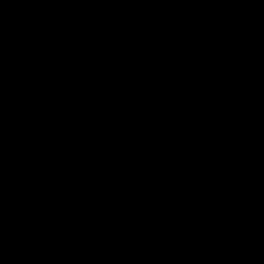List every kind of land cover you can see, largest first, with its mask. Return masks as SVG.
<instances>
[{
  "label": "water",
  "instance_id": "water-1",
  "mask_svg": "<svg viewBox=\"0 0 264 264\" xmlns=\"http://www.w3.org/2000/svg\"><path fill=\"white\" fill-rule=\"evenodd\" d=\"M0 264H264V0H0Z\"/></svg>",
  "mask_w": 264,
  "mask_h": 264
}]
</instances>
